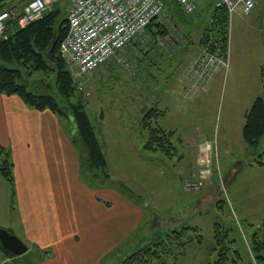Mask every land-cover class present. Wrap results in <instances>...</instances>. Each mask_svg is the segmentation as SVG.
<instances>
[{"label":"rangeland","instance_id":"1","mask_svg":"<svg viewBox=\"0 0 264 264\" xmlns=\"http://www.w3.org/2000/svg\"><path fill=\"white\" fill-rule=\"evenodd\" d=\"M28 1L12 0L11 8L22 9ZM215 2L217 0H199L194 13L173 15L167 23L169 34L153 43L155 50L151 48L149 57H143L141 52L132 57L126 55L124 65L118 63L121 66L119 75L110 72L105 79L106 63L86 74L102 81L96 86L91 83V87L84 83L86 110L105 152L111 180L126 187L124 194L113 190L129 200L123 215L130 221L121 233H116L120 235L116 240L119 242L100 264L118 263L144 244L145 235L148 238L156 231L179 230L188 224L200 230L202 242L189 245L177 264H211L216 258L211 252L216 222L231 229L232 247L240 251L243 263L263 264L255 261L250 241L255 233L259 238L264 237V166L253 161L263 154L264 138L256 148L248 147L242 140L241 131L245 111L256 97L264 100V88L257 73H253L252 61H248L251 66L243 68L241 73L235 62L241 48L236 32L241 29L244 17H237L235 12L229 16L226 60L209 57L200 47L201 30L209 20ZM54 5L62 7L66 2L63 0ZM258 10L262 15L264 0L260 1ZM244 36L249 40L244 39L245 57L252 60L259 53L254 44L260 35L256 30L244 28ZM144 39L147 40L145 32L137 42ZM145 42L139 43L141 48L150 45ZM158 53L161 62L154 58ZM185 67L191 84L203 78L208 80L210 69L213 74L199 96L192 98L190 92H186L174 103L171 95L181 77L179 71ZM200 67L196 72L195 68ZM131 77L139 79L135 84L137 93L131 80L128 88L123 90V96L116 85ZM120 99H124L125 105L119 114L115 102ZM154 101L161 109H168L163 121L158 119V124L173 131L171 142L177 151L170 158L161 152L143 149L146 135L141 128L139 109L152 107ZM99 105L105 109L104 114L98 110ZM206 143L212 147V175L197 190L184 191L183 181L197 177V157L201 145ZM262 158L264 161V156ZM232 174L236 180L231 182ZM198 197L202 199L199 201ZM218 201H223L222 207H217ZM13 207L9 185L0 176V227H11L17 232L20 221ZM196 213L197 217L194 216ZM33 254L36 257V253ZM22 256L12 259V264H37V258L29 255L26 261H19Z\"/></svg>","mask_w":264,"mask_h":264},{"label":"trees","instance_id":"2","mask_svg":"<svg viewBox=\"0 0 264 264\" xmlns=\"http://www.w3.org/2000/svg\"><path fill=\"white\" fill-rule=\"evenodd\" d=\"M163 1L169 11V18L179 12L188 16L174 0ZM66 5H54L45 10L40 18L24 26H20L14 18L8 20L7 38L0 37V94L15 95L31 109L49 111L57 117L69 119L74 125L72 144L79 156L81 179L93 188L108 186L124 194L126 187L111 180L107 171L105 155L86 110L84 79L79 89L60 53L61 45L68 34ZM6 7L3 4L0 10ZM229 16L227 9L217 6L215 2L211 16L201 30L199 41L200 47L209 57L222 60L227 58ZM145 33L147 40L143 41L151 46L141 48L139 43L143 41L137 42L136 38L126 47L125 55L132 57L133 54L140 55L141 52L143 57H149V52L155 50L153 43L169 34L167 24L162 26L157 20H153L146 27ZM260 79L264 88V66L261 68ZM165 113L157 106L145 108L140 124L146 134L143 149L148 152H161L170 158L177 151L171 142L173 131H166L158 124V119ZM241 132L242 140L248 147L256 148L264 138L262 97H256L245 112ZM262 155L264 156V151ZM262 155H258L253 161L264 166ZM12 168L10 150L0 144V176L9 185L11 203L14 204ZM127 191L130 193L128 189ZM222 203L223 201H218L217 207H222ZM230 230L219 222L214 223L211 252L215 253L216 258L211 264H253L242 262L240 251L232 247L234 240L230 237ZM143 242L140 248L116 264H177L186 254L189 245L202 242V235L197 227L184 225L179 230L156 231ZM250 250L257 263H264V237L259 238L255 233L250 241Z\"/></svg>","mask_w":264,"mask_h":264},{"label":"crops","instance_id":"3","mask_svg":"<svg viewBox=\"0 0 264 264\" xmlns=\"http://www.w3.org/2000/svg\"><path fill=\"white\" fill-rule=\"evenodd\" d=\"M11 1L0 0V6L6 4V9L21 13L17 6L11 8ZM260 1L257 0L255 9L248 15L243 14L240 8L235 11L237 17H244L241 29L236 32L241 48L235 62L241 73L243 68L251 66L248 61H252L253 73H257L261 82L260 72L264 66V12H261L262 15L259 13ZM244 28L256 30L260 35L258 42L254 44L255 48H259V53L252 60L245 57L243 46L244 39L247 38L244 36ZM157 57L159 55L154 54V58ZM171 59L173 58L169 60ZM158 60L161 61V58ZM106 65L105 79L112 72L120 74L121 66L115 59ZM180 70L181 77L171 95L174 103L179 97H184L186 92H190L192 98L199 96L204 91V84L213 74L210 71L208 80L203 78L199 80V84L197 81L196 84H191V79L186 77L189 73L187 68ZM131 80L135 88L139 80L137 77L117 83L120 94L128 88ZM84 83L91 87V83L96 86L102 81L85 75ZM191 85H194V90ZM135 91L137 93V87ZM125 96L128 97V94ZM115 103L116 112L122 113L124 99ZM155 104L157 103L154 101L152 106ZM98 108L105 113L100 105ZM139 110L142 113L143 109ZM162 110L168 112L166 107ZM165 115L160 118L162 121ZM69 122V119L57 117L49 111L31 109L15 95L0 94V144L10 150L15 184L13 208L20 221L17 232L11 227L7 228L13 230L28 247L19 261H26L29 255L37 258V264H100L108 255L107 252L119 242L116 240H119L117 238L120 235L116 233H121L130 221L123 215V208L128 207L129 200H125L112 187L101 186L94 189L81 179L79 156L72 144L74 125L70 123L69 129ZM161 126L167 130L162 124ZM101 149L105 155L102 147ZM231 176V182L236 180L234 174ZM201 199L198 197L199 201ZM194 216L197 217L198 213ZM191 218L192 216L189 220ZM133 245L136 246L137 243ZM10 263L12 264V259Z\"/></svg>","mask_w":264,"mask_h":264},{"label":"built area","instance_id":"4","mask_svg":"<svg viewBox=\"0 0 264 264\" xmlns=\"http://www.w3.org/2000/svg\"><path fill=\"white\" fill-rule=\"evenodd\" d=\"M59 1L63 0H29L21 13H16L14 9L0 10V37L7 38L6 27L11 18L24 26L40 18L45 10ZM64 1L67 4L68 34L60 53L79 89L85 75L100 65L113 59L124 65L126 47L141 37L153 20H157L162 26L170 21V14L163 0ZM174 1L185 14L194 13L198 4V0ZM256 3L257 0H218L216 5L224 6L229 14L240 8L243 14L248 15L254 10ZM201 67L195 68V71H200ZM201 146L197 157V177L183 181L184 191L197 190L212 175V147L208 143ZM0 264L11 263L0 253Z\"/></svg>","mask_w":264,"mask_h":264},{"label":"water","instance_id":"5","mask_svg":"<svg viewBox=\"0 0 264 264\" xmlns=\"http://www.w3.org/2000/svg\"><path fill=\"white\" fill-rule=\"evenodd\" d=\"M102 118V115H100ZM27 245L10 228L0 227V253L8 259L24 255Z\"/></svg>","mask_w":264,"mask_h":264}]
</instances>
